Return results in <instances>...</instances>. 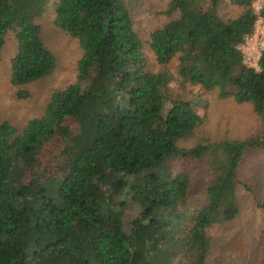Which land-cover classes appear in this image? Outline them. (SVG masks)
Segmentation results:
<instances>
[{
    "label": "trees",
    "instance_id": "trees-1",
    "mask_svg": "<svg viewBox=\"0 0 264 264\" xmlns=\"http://www.w3.org/2000/svg\"><path fill=\"white\" fill-rule=\"evenodd\" d=\"M255 1L228 0L242 13L225 20L221 0H170L165 15L176 17L151 34L149 47L160 66L177 58L183 83L250 104L264 121V49L258 70L240 50L264 17ZM46 2L0 0V58L9 34L16 43L12 86L56 67L35 23ZM54 11L55 26L83 55L77 83L54 91L41 117L21 131L0 123V264H207L208 229L239 214L237 170L248 151H264V136L180 148L204 118L189 101L165 111L169 77L146 69L125 1L57 0ZM53 140L62 148L43 160ZM204 158L208 202L190 212V174L174 172L172 162ZM130 206L139 213L127 232ZM256 206L264 212V202Z\"/></svg>",
    "mask_w": 264,
    "mask_h": 264
},
{
    "label": "rangeland",
    "instance_id": "rangeland-1",
    "mask_svg": "<svg viewBox=\"0 0 264 264\" xmlns=\"http://www.w3.org/2000/svg\"><path fill=\"white\" fill-rule=\"evenodd\" d=\"M56 1L47 0L35 19V23L41 28L44 45L56 60V67L50 76L31 84L12 86L10 61L16 53L12 34L7 36L2 50L0 123L6 121L18 131L23 130L28 121L43 115L54 91L64 90L77 83V63L83 52L75 38L55 26ZM124 1L130 9L134 30L142 43L146 69L154 74L165 73L169 77L162 88L165 111L173 101H189L204 118L203 124L196 128L191 138L177 142L180 148L190 149L206 142L242 141L254 135L264 136V121L254 113L252 105L237 104L230 98L222 99L217 90L205 91L200 86L183 83L178 75L177 58L164 66L157 64L149 47L150 36L176 17L165 15L170 0ZM253 8L260 14L264 11V0H256ZM219 13L227 20L240 15L242 9L231 6L228 0H221ZM258 20L262 22L258 24L253 39L240 47L247 66L264 49V17L259 16ZM19 93H26L28 97L21 99L18 97ZM61 148V141L53 140L41 150L40 157L46 160ZM172 168L174 172L187 171L190 174L192 184L187 200L189 211L194 212L204 206L208 202L206 189L211 177L206 158L199 163L190 159H177L172 162ZM237 179L236 201L239 214L231 222L208 229L212 247L207 264H264V212L256 206L257 201L264 202V151L252 150L246 153L237 170ZM138 213L136 206H130L126 211L124 224L127 232Z\"/></svg>",
    "mask_w": 264,
    "mask_h": 264
},
{
    "label": "built area",
    "instance_id": "built-area-1",
    "mask_svg": "<svg viewBox=\"0 0 264 264\" xmlns=\"http://www.w3.org/2000/svg\"><path fill=\"white\" fill-rule=\"evenodd\" d=\"M261 22H262V20H257V21H256L254 32H255V30L257 31V26H258V24L261 23ZM254 32H253L250 36H248V37L246 38V40H245V44H248V42L251 41V40L253 39V36H254L253 34H254ZM260 54H261V53H260ZM242 55H243V54H242ZM259 57H260V55H258L257 59H256L252 64H250V66H248V67H251V68H254L255 70H258V69H259V67H258V60H259ZM243 60H244V58H243ZM244 63H245V61H244Z\"/></svg>",
    "mask_w": 264,
    "mask_h": 264
}]
</instances>
